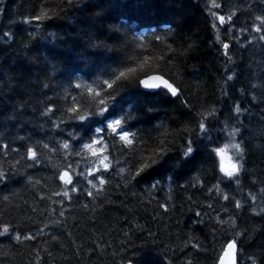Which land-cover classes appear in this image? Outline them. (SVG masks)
Listing matches in <instances>:
<instances>
[{
	"label": "trees",
	"instance_id": "obj_1",
	"mask_svg": "<svg viewBox=\"0 0 264 264\" xmlns=\"http://www.w3.org/2000/svg\"><path fill=\"white\" fill-rule=\"evenodd\" d=\"M257 17L264 0H0V226L10 229L0 264H216L231 240L240 264H264ZM128 68L137 71L117 80ZM149 75L178 95L144 91L138 81ZM101 98L108 112L91 115ZM69 107L89 118L71 119ZM115 119L131 146L107 128ZM97 128L111 161L104 185L85 170ZM233 140L243 156L230 152L241 171L229 179L213 149ZM65 169L79 173L70 198L55 194Z\"/></svg>",
	"mask_w": 264,
	"mask_h": 264
},
{
	"label": "snow or ice",
	"instance_id": "obj_2",
	"mask_svg": "<svg viewBox=\"0 0 264 264\" xmlns=\"http://www.w3.org/2000/svg\"><path fill=\"white\" fill-rule=\"evenodd\" d=\"M214 6L215 3H214ZM49 14L47 11H43L40 16L35 17L37 21L42 20L44 18H48ZM220 24L225 23V17L223 15L218 17ZM257 20L260 21V25H264V17H257ZM228 20L231 21V16L228 17ZM260 25H257L255 27L256 32H261L262 28ZM264 39V37H261ZM225 49L229 47L227 43L223 45ZM147 63V61H145ZM141 68L144 67V65H140ZM137 71L136 68H128L126 71H121L118 76H116V79L119 80L121 78H127L129 74L135 73ZM139 84L143 85L145 89H158L160 87H163L168 92H170L173 96L178 95V89L173 86V84L169 83L168 80L164 79L163 76L160 75H149L146 79L141 78L138 81ZM104 84L107 85L108 89H112L113 83L109 82L107 80L104 81ZM77 88L81 87V85L77 84ZM93 90L89 88V92H92ZM96 96H100V92L95 93ZM114 97V93H110ZM99 105H103V107H98L95 112L91 113V115H101L103 116L104 113L108 112V104L106 103L105 98H101L98 101ZM112 107H115L113 104ZM51 111V109H49ZM69 113L72 114L70 117L71 119L78 120L80 122H86V120L89 118V113L84 112L80 113V109L78 107H69L67 110ZM239 111V110H237ZM205 123L201 121L199 123V129L201 131L205 130ZM107 128L111 129V133L115 136L119 137V140L124 142L126 145L131 146L133 144V138L131 137L130 133L124 130L123 122L121 119H115L114 122L107 124ZM96 134V138L92 140L89 143L84 144L83 149L84 153L90 154L92 157L96 158V161L94 162V167L90 169L87 173V175H91L98 179V182L100 185H104L106 183L105 179L102 175H97L101 172H106L111 167V161L109 159L108 155H105L104 153L107 151V145L104 144L103 140L101 139L102 134L104 133V129L97 128L93 130ZM231 136H235V132L230 133ZM97 145H100V147H97ZM63 149L65 150L67 155H72V151L70 149V144L65 142L62 145ZM186 154L190 155L193 152V148L191 147V142H189L188 147L186 148ZM213 151L215 152L216 156L219 158V170L220 172L228 177L229 179H232L234 177L239 176L241 171V164L238 161L233 160V155L241 157L243 156V149L239 143H236L234 140L230 143L224 144L222 147L214 148ZM232 152L233 155H230L229 153ZM76 155H82V153H75ZM28 158L31 159L34 163L39 162V157L37 151L33 149H29L28 151ZM153 163L155 161H152ZM149 167L148 163H145L142 168H140L136 173L135 176H139L146 168ZM74 175H79V173L75 172V170L65 169L62 171V174L59 175L58 179L63 182L65 185V188L62 192L55 193L56 195H62L65 198H70V190L75 191L74 186ZM86 175V178H87ZM4 174L0 172V179H3ZM93 188H97L96 183H92ZM102 189H97V191H100ZM217 191L219 192V187L217 186ZM88 195H92L91 192L88 193ZM224 200H228L229 197L227 195L223 196ZM235 207L240 208L242 207L241 203L239 201L235 202ZM62 214V213H61ZM199 215V213H197ZM221 224L228 223V221L221 220L219 221ZM234 223V222H233ZM10 233V229L8 226H0V236L8 235ZM17 241L21 240V237L17 235L16 237ZM34 237L31 236H25L24 239H33ZM242 257H240L238 245L236 240H231L226 244V246L221 250V254L217 259L216 264H240V260Z\"/></svg>",
	"mask_w": 264,
	"mask_h": 264
},
{
	"label": "rangeland",
	"instance_id": "obj_3",
	"mask_svg": "<svg viewBox=\"0 0 264 264\" xmlns=\"http://www.w3.org/2000/svg\"><path fill=\"white\" fill-rule=\"evenodd\" d=\"M97 147H100V145H97ZM105 154V153H104ZM230 155H231V153H229ZM106 155V154H105ZM92 157V156H91ZM233 160H234V158H233ZM96 161V158L95 157H92V159H91V162H90V164L88 165V166H86L85 167V170H86V172L88 173V171L90 170V169H92L93 167H94V162ZM98 176L99 175H102V172L101 173H99V174H97ZM88 176H90L91 178H93L94 180H98V179H96L95 177H93V176H91V175H88Z\"/></svg>",
	"mask_w": 264,
	"mask_h": 264
},
{
	"label": "water",
	"instance_id": "obj_4",
	"mask_svg": "<svg viewBox=\"0 0 264 264\" xmlns=\"http://www.w3.org/2000/svg\"><path fill=\"white\" fill-rule=\"evenodd\" d=\"M147 78V77H146ZM146 78H144V79H146ZM164 78V77H163ZM164 79H166V78H164ZM167 80V79H166ZM169 83H171L170 81H168ZM141 85V84H140ZM141 87L143 88V90L144 91H146V92H149V93H155V92H158V91H160V90H163L164 88L163 87H160V88H158V89H145L144 87H143V85H141ZM166 90V89H165Z\"/></svg>",
	"mask_w": 264,
	"mask_h": 264
}]
</instances>
